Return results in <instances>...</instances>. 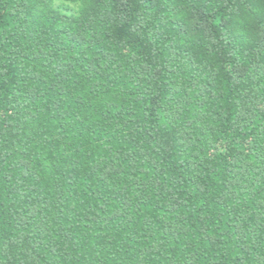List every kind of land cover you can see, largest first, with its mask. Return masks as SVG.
<instances>
[{
    "label": "trees",
    "instance_id": "1",
    "mask_svg": "<svg viewBox=\"0 0 264 264\" xmlns=\"http://www.w3.org/2000/svg\"><path fill=\"white\" fill-rule=\"evenodd\" d=\"M0 264H264V0H0Z\"/></svg>",
    "mask_w": 264,
    "mask_h": 264
}]
</instances>
